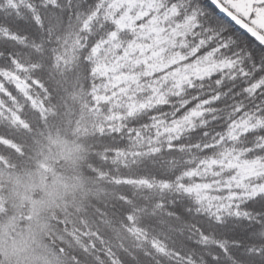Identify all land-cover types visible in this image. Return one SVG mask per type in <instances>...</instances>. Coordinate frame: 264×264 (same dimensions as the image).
<instances>
[{
    "label": "trees",
    "instance_id": "16d2710c",
    "mask_svg": "<svg viewBox=\"0 0 264 264\" xmlns=\"http://www.w3.org/2000/svg\"><path fill=\"white\" fill-rule=\"evenodd\" d=\"M85 7L0 0V264H264V131L229 149L212 136L227 108L185 124L167 108L98 102ZM44 132L51 175L26 208L18 181L43 171L24 163ZM56 175L73 195H46Z\"/></svg>",
    "mask_w": 264,
    "mask_h": 264
},
{
    "label": "snow or ice",
    "instance_id": "6c2138e0",
    "mask_svg": "<svg viewBox=\"0 0 264 264\" xmlns=\"http://www.w3.org/2000/svg\"><path fill=\"white\" fill-rule=\"evenodd\" d=\"M85 2L84 27L95 32L88 63L98 102L126 101L152 113L167 108L185 124L211 122L227 108L212 136L229 149L264 131V0H211L242 32L204 0ZM255 143L264 152V136Z\"/></svg>",
    "mask_w": 264,
    "mask_h": 264
},
{
    "label": "rangeland",
    "instance_id": "374dc122",
    "mask_svg": "<svg viewBox=\"0 0 264 264\" xmlns=\"http://www.w3.org/2000/svg\"><path fill=\"white\" fill-rule=\"evenodd\" d=\"M49 115H51V111L49 112ZM47 122H48L49 126H51V119H49ZM44 123L46 124V121H44ZM44 123L39 124V126L44 125ZM49 126H48V128H49ZM46 127H47V125H46ZM38 128H40V127H38ZM44 133H45V135L43 134L42 138L40 136V138L42 139V143L40 142L39 147L41 149L36 152L35 158H31L30 160L28 159L27 162L24 163L26 165L32 164L31 163L32 160L34 161V159H35V166L39 167V168H37L36 171L38 172V171L43 170L42 172L38 173L39 179H38L37 175H36V179H35V178H31L35 174L29 175L27 173L24 175L22 174L23 176H26V178L24 180L18 181L19 200H21V201L23 200L24 202H27V203H25L26 208L32 207V206H34V204H36V202H34L33 198H32L34 196V194H37L36 195L37 199L41 198L40 192L43 188H45V185H46L45 184L46 174L51 175V166H50L51 165V147H54L55 141H51V133H49V132H44ZM41 144L43 147H41ZM62 145L63 144H61V146ZM64 148H67V152L70 155L69 161H73L77 157V150H74L73 148H71L68 145H64ZM31 153H33V151H31ZM40 167H41V169H40ZM252 169H253V166L251 164L241 167L240 170L238 168V170L241 172V174L243 172H246V174H247V172L250 173ZM40 174H43V175H40ZM41 181H43V186H41Z\"/></svg>",
    "mask_w": 264,
    "mask_h": 264
},
{
    "label": "clouds",
    "instance_id": "9594fccd",
    "mask_svg": "<svg viewBox=\"0 0 264 264\" xmlns=\"http://www.w3.org/2000/svg\"><path fill=\"white\" fill-rule=\"evenodd\" d=\"M41 186H43V181H41ZM74 191L71 177L56 175L52 183L47 186L46 195L50 198H62L65 195H73Z\"/></svg>",
    "mask_w": 264,
    "mask_h": 264
},
{
    "label": "water",
    "instance_id": "95a60500",
    "mask_svg": "<svg viewBox=\"0 0 264 264\" xmlns=\"http://www.w3.org/2000/svg\"><path fill=\"white\" fill-rule=\"evenodd\" d=\"M207 1H208L209 4L211 5V7H212L214 10L217 11V13L219 14V16H220L221 18L225 19L227 22L231 23L235 28H237L238 30H240V31L242 32V30L239 29L238 26H236V25L234 24V22L230 21L229 18H227L226 16H224V14L220 13L219 10L216 9V8L211 4V0H207ZM245 35H246V34H245ZM248 38L251 39L250 37H248Z\"/></svg>",
    "mask_w": 264,
    "mask_h": 264
},
{
    "label": "bare ground",
    "instance_id": "6f19581e",
    "mask_svg": "<svg viewBox=\"0 0 264 264\" xmlns=\"http://www.w3.org/2000/svg\"><path fill=\"white\" fill-rule=\"evenodd\" d=\"M207 1V0H206ZM207 3L209 4V2L207 1ZM209 6L211 7V5L209 4ZM212 8V7H211ZM213 9V8H212ZM214 10V9H213ZM215 12H217L216 10H214ZM218 14V13H217ZM219 15V14H218ZM223 19V18H222ZM225 20V19H224ZM226 21V20H225ZM229 23V22H228ZM231 26H233L231 23H229ZM234 27V26H233ZM237 29V28H236ZM238 30V29H237ZM240 31V30H239ZM241 32V31H240ZM246 36V35H245ZM49 203H53L52 200L49 201Z\"/></svg>",
    "mask_w": 264,
    "mask_h": 264
}]
</instances>
